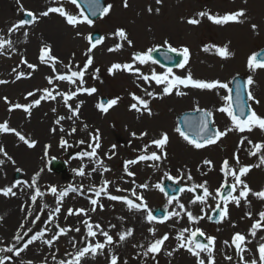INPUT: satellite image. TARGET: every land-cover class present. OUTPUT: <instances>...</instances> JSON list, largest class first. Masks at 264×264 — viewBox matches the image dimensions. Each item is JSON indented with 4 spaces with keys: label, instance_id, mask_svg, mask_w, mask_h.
<instances>
[{
    "label": "rangeland",
    "instance_id": "374dc122",
    "mask_svg": "<svg viewBox=\"0 0 264 264\" xmlns=\"http://www.w3.org/2000/svg\"><path fill=\"white\" fill-rule=\"evenodd\" d=\"M106 1L108 5H112L107 16L92 26L81 24L77 28H73L57 13H50L47 17L39 15L49 7H63L69 14L78 15L79 9L69 0H20L19 4L17 0H0V37L13 41V48L11 50L6 48L5 54L0 55V80L7 81L5 84H0V123L7 121L9 127L25 135L27 139L35 141V146L29 148L14 133H0V147L7 153V156L0 153V160L4 161L0 165V189L10 187L20 181V184L13 189L16 192L15 196L0 195V218H2L0 219V248L15 243L13 237L22 222L25 223V228H33L29 237L35 231L47 227L45 239L56 234L55 224H59L61 227H79L81 229L79 233L70 231L67 235H61L54 242L52 248L36 241L19 257L13 256L11 253H0V256H12V259L6 264H28L29 261L31 264H57L61 259H68L67 253L74 251L71 242L73 238L77 241V248L82 246L79 243L83 239L85 231L82 221L90 217V222L99 223L113 236L114 243L111 246V251L119 257V264H124V261H127V264H169L166 263L165 255L169 251L177 249L179 241L176 237L183 229H195L196 227L202 229L206 235L216 238V243H218L217 249L214 250L216 264H238L239 257L235 253V248L229 246L231 237L237 232L245 235L247 241H250L246 245L248 249L250 248L246 252L248 258L246 256L245 258L248 260L258 258L255 248L264 243V239H262L264 228L257 231L255 238L249 235V229L255 221L259 220V213L264 211V201L251 195L248 197V202L245 203L242 200L239 207L229 203L231 217L222 219L220 223L214 225L210 223L208 216L211 215L216 202L209 198L208 204L211 207H204L199 203L192 204L191 199L195 195H203V191L197 189L195 193H189L185 190L180 194L178 200L194 216L206 214L203 220H200L198 224L190 223L186 214L181 212V216L170 218L164 223L154 221L149 224L144 211H129L123 203L109 201L106 198L99 201L104 205L103 210L101 211L97 207V210L92 212L89 202L75 198L73 193L69 192L63 198L61 212L51 224L47 223L48 214L56 207V197L48 191L52 186L56 187L58 191L72 186L82 190L85 188L88 192L83 191V193L92 198L93 193L90 189L94 186L99 187L101 182L106 179L111 181L109 191L112 194L128 196L134 202H138L135 201V197L131 196V189L136 188L137 194L144 197L150 210L162 209L171 212L175 209L181 211L176 207L175 200L169 205V198L164 191L161 192L155 188L157 183L162 186L166 180H169L164 175L165 172L172 177L183 175L179 184L183 185L184 189L193 184L203 183L207 181V178H212V174H216L217 179L212 183L207 181L209 190L215 192L224 179L223 176L221 178L219 169L225 159L236 168L239 166L232 159L234 154H238L240 157L241 165L259 163V154L257 156L249 155L252 145L247 143L248 140H251L253 144L264 143V132L259 128L244 133L230 132L216 144L200 150L189 149L186 146L187 143L186 145L182 144L179 140L181 137L174 130L177 127L176 116L185 111L195 110L197 107L213 113L215 128L224 130L226 127H230V119L216 110L224 105L222 97L227 95L225 90L208 92L181 88V91L187 93L185 96H176L174 90L173 96H169L167 99V96L162 95L163 85H156L154 81L145 83L136 75L125 71L109 74L108 68L114 63H131L134 53L145 51L150 47H160L164 40H168L174 47L186 46L189 48L190 55H192V62L189 66L194 72L195 79L229 82L237 75L247 78L252 76L254 83L249 86V91L259 103L250 101V106L258 115L264 116V69L251 72L247 68L248 58L264 47V0H162L161 4H157L156 0H128L127 8L124 7L123 0ZM21 5L25 10L37 15L38 20L32 27L24 26L9 35V28L25 15L20 11ZM149 7L153 9L152 13L147 11ZM157 8H159V12L155 11ZM241 9L246 12L243 24L230 23L220 26L213 24L206 17L202 18L197 15L202 11L212 15H224ZM191 18L199 19L200 24L188 25L186 21ZM253 24L257 25L255 31L251 27ZM118 28L126 30L133 46L129 47L126 41L121 42L118 37L113 35ZM95 31H99L105 39L102 46L94 49L91 54L93 64L85 74L84 87H95L97 91L92 95L80 93L69 101L80 105L81 110L78 117L71 120L66 118L60 124H56L55 121L59 116L71 115L63 103V98L59 96L55 101L42 100L38 106L31 109L30 115L22 109L8 110L10 104L27 105L32 103L42 95L43 89L53 87L47 81V77L53 75L52 69L46 64H41L39 60L40 50L44 45H48L52 49L51 54L61 61L56 65L57 72H66L64 65L69 62L73 64L75 70V65L83 66L86 61L84 53L88 44L84 36ZM25 32L28 33L27 36L24 35ZM77 32L81 35H77ZM117 43L123 44L119 51L109 52L107 50ZM209 45L219 47L227 45L233 55L223 59L216 54L214 47L205 52L204 47ZM22 60L33 64L35 71L29 69L26 63H21ZM209 65H216L215 67L219 71L218 76H214L208 71L199 73L196 69L209 70ZM137 67L144 74H150L153 70L160 74L165 72L157 63L137 65ZM14 68L16 72H13ZM97 68L99 73H95ZM182 70L183 68L176 69L172 73L181 77ZM20 72L25 73V77L17 80L16 75ZM28 73L31 75L28 76ZM94 73L95 78H93ZM54 84L57 86L56 90L62 92L75 91L76 87L61 81H55ZM145 90L152 91L157 97L162 96V98L148 97ZM29 92H34L35 95L28 97ZM132 94L149 100V106L153 113L151 116L147 113L141 114L130 110V105L134 103L131 99ZM103 97L108 100L118 98L117 105L110 108L107 113H102L96 107ZM5 98L10 103H6ZM83 99H90L91 106L86 107ZM171 101H175L183 107L172 112L166 122V119H163L166 116L164 105ZM53 109L56 111L54 112ZM85 109L88 111L87 115L84 113ZM61 128L64 131H60ZM72 128L76 129L74 133L71 132ZM97 132L100 137L97 158L102 162L103 167L110 169L102 176L100 173L103 167H97V158L79 157L80 153L88 152L90 144H94L93 138L90 137L96 135ZM145 132L147 135L140 138L141 134ZM162 132L168 134L175 147L167 149L166 158L161 161H142L130 165L129 171L133 172L134 176H127L124 172V163L137 159L142 154L144 145L159 138ZM133 133L136 134L135 137L132 135ZM61 138L67 140L69 146L62 147ZM242 138L244 143L239 147ZM80 141L85 143L81 144ZM152 151H157L159 154V150L154 146L148 149L149 153ZM67 154L72 156L69 158ZM53 159L63 160L67 163L66 173L56 174L49 169V164ZM205 159H214L213 165L205 166L203 164ZM81 167L86 170V175L87 171L96 168L95 174L99 175L98 178L95 180L92 177L87 178V176L81 179L76 178L74 172ZM17 168L21 171H16ZM200 170H205L203 176H198ZM37 173H39L37 186L45 195L38 197L36 204L33 205L30 200L33 190L27 187L26 183L30 184L32 177ZM189 174H191L192 180L187 179ZM16 175L19 176L18 179H16ZM243 180L253 191L264 189V166L252 168L246 177H243ZM231 182L232 179L229 177V183ZM141 184H148L149 187L147 189L138 188L137 185ZM116 188L128 191L117 193ZM257 204L260 205L255 206ZM43 205H47V207L42 209ZM202 207H204V212H201ZM22 208L24 211H21ZM69 208L73 210L83 208L88 211V217L83 215L68 216ZM29 209L33 215L25 220ZM37 214L41 217L40 221L33 225L32 220ZM238 214L243 215L242 221L240 220L241 215ZM111 225H115V227H110ZM150 227L155 228V237L149 233ZM129 228L134 230L133 235L125 242H119L118 233L125 232ZM165 234L169 236V239L165 241L155 259L151 254L144 257L142 253L145 249L140 248L139 245L143 244L146 248L150 241ZM142 235L144 236L141 238ZM187 235L185 233V236ZM29 237H25V241ZM97 239L103 242L102 236H98ZM225 241H228V245L225 244ZM171 242H175V247H171ZM133 245H137V247H133ZM181 251L184 259L172 257L177 259L171 264H188L187 260H193L195 263V257L184 249ZM108 253L109 248L106 247L104 254H98L94 258L89 255L82 261V264H108L106 259ZM53 255H55V260ZM201 255L202 258L206 256L204 253ZM225 255L232 256V261L226 260Z\"/></svg>",
    "mask_w": 264,
    "mask_h": 264
},
{
    "label": "snow or ice",
    "instance_id": "6c2138e0",
    "mask_svg": "<svg viewBox=\"0 0 264 264\" xmlns=\"http://www.w3.org/2000/svg\"><path fill=\"white\" fill-rule=\"evenodd\" d=\"M69 2L73 5H75L78 9H80L81 5L79 4L78 0H69ZM87 2V8L88 11L92 16L99 15L100 17L107 16L109 12L112 9V5L108 6H102L100 3V0H86ZM17 3H20V0H17ZM157 4H161L162 0H156ZM124 7H128V0H123ZM20 11L25 14V16L29 17L30 19H21L16 24H14L11 28H9V35H11L13 32H16L18 29L29 25L30 23H35L38 20L37 15H35L31 11H27L23 8V6H20ZM149 13L153 12V9L149 7L147 9ZM156 12H159V8L155 10ZM50 13H57L61 17H63L66 21V23L73 27L77 28L81 24H86L88 26H92L94 21L89 18L88 15H85L84 11H79L78 15L69 14L63 7H49L46 11H42L39 15L42 17H47ZM199 17H206L207 20L211 21L215 25L224 26L227 24H243L245 23V17L246 12L241 9L237 10L228 14L224 15H212L208 12H199L197 14ZM200 20L196 18H191L186 21L188 25H199ZM252 30L255 31L257 28V25L253 24L251 25ZM25 36L28 35L27 32L24 33ZM77 35H81V33L77 32ZM115 37H118L121 42L126 41L128 46H133L132 40L128 38V34L126 30L122 28H118L113 33ZM84 39L87 41L88 47L84 55L86 56V61L84 62L83 66L81 65H75V70L73 67V64L69 62L68 64L64 65L66 72L60 73L57 72L56 65L58 63H61V61L53 56L52 49L48 45H44L43 48L40 50L39 60L41 64L48 65L53 72L52 76L47 77V81L49 85H53L52 88H45L42 91V95L34 100L32 103H29L27 105L23 104H10L9 111H12L13 109H22L25 113L31 114V109L33 107L38 106L42 100H52L55 101L57 99V96L63 98V103L65 107L68 109V111L71 113V115L65 117V116H59L57 120L55 121L56 124H60V122L64 119H73L74 117H78L80 105H76L75 108L69 103L70 100L74 99L78 94L80 93H87L88 95H92L96 93L97 89L95 87H88L85 88V74L88 72V69L93 64V56L91 55L94 51V49L97 48V46L101 45L104 42L105 37L101 36L98 38H94L92 34H88L87 36H84ZM122 43H117L114 47H109L107 50L109 52L119 51L122 48ZM165 49L163 54V59L169 64H175L176 66L180 68H184L185 65L188 63L190 59V50L188 47H174L168 40H164L163 44L160 46ZM215 48V52L217 55H219L223 59L230 58L233 54L229 51L228 46L224 45L222 47L215 46V45H209L204 47V51L207 52L210 50V48ZM11 50L13 48V41L11 39H4L3 37H0V55L5 54V49ZM159 47H150L145 51L136 52L131 57V63H114L111 65V67L108 68L109 74H114L118 71H125L130 74L136 75L138 79H142L145 83L155 82L156 85H163L162 88V95L168 96L173 94V91L175 90L176 96H185L187 93L181 91L182 88H192V89H198L200 91H208L212 92L215 90L223 89L227 92V95L223 96L222 99L224 101V105L218 107L216 110L220 113L225 114L231 121V126L226 127L224 130H219L214 127H211L210 124H213L214 122L211 120L213 113L211 111L202 110L199 107L195 109L197 113H201L198 118H191V117H185L183 121V127L177 126L174 130L175 132L192 148L196 150H200L205 148L209 145L216 144L221 138L228 135L230 132H251L255 128H259L262 132H264V116L258 115L254 110H251L250 106L248 105L247 101H255V103H259L258 100L253 96L251 91H248V87L251 86L254 83L253 77L248 76L246 82L241 83L239 81L235 82V106L233 102V88L230 87V84L233 83V81L229 82H221L220 80H201V79H194L191 73H188L185 77H180L173 75L172 68H168L164 73L160 74L156 71H152L150 74H144L141 72L140 68L137 67V65H146L148 63L156 64L158 61L157 59L153 58V53H158ZM172 54H175V56L182 57V60H176L174 59V56ZM21 63H26L27 67L29 69H32L35 71V66L33 64L27 63L26 60H22ZM247 68L251 72H255L258 69H264V53H253L247 60ZM13 72H16V69H13ZM95 73H99V69L97 68L95 70ZM95 73L93 74V78H95ZM28 76L31 75V73L27 74ZM22 77H25V73L20 72L17 73L16 79L19 80ZM55 81H61L66 82L69 85H74L75 91H57L56 85L54 84ZM79 82V83H77ZM7 81L0 80V84H5ZM55 92V94H53ZM246 92V99L244 98L243 93ZM145 93L148 97H152L153 99L156 98H162L157 97V95L152 92L145 90ZM34 92H29L27 94L28 97L34 96ZM131 99L134 101L130 105V110H133L137 113H147L149 116H151L153 113L151 111V108L149 106V100L143 99L135 94H132ZM6 103H10L7 101V98H5ZM118 98L116 99H110L106 102L101 101L96 105V107L102 112L107 113L110 108L117 105ZM55 112L56 110L53 109ZM86 127V126H85ZM54 131V129H53ZM60 131H64L63 128L60 129ZM76 131L75 128L71 129V132L74 133ZM0 133H14L20 141H22L27 147L33 148L35 146V141H31L25 137V135L21 134L20 132L16 131V129L9 127L7 121L0 123ZM71 134V133H69ZM134 137L136 136L135 133L132 134ZM147 133H142L140 138H143V136H146ZM99 133L97 132L96 135L93 137L94 144H90L89 147H91L90 152H82L80 153L81 158L88 157L90 159L97 158V149L100 147L99 143ZM169 142V136L166 132H162L159 136V138L151 140L150 143H146L144 145V148L142 150V154L138 156L135 160H128L124 163V172L127 176H134V173L129 171V166L136 164L138 162L142 161H153L158 162L162 159L166 158V152L164 151L165 147L167 146ZM79 143L83 144L84 141H80ZM244 143V139L242 138L240 141V144ZM247 143L249 145H252V150L249 152V155L251 156H257L259 154V163L254 165H241L239 157H235L236 165L239 167H232L230 166V163L227 159H225L220 167V172L223 174V182L220 184V186L215 190V192H212L209 190L207 181L200 183V184H193L192 186L188 187L187 189L181 188L180 191L184 192L187 190L189 193H195L197 189H201L203 191V195H195L191 199L192 204L199 203L200 205H203L204 207H211V205L208 204L209 198L214 200L215 207L212 209L213 213H218L219 216L222 219H227L229 216L228 212V205L229 203L235 204V206L239 207L241 205V201L243 200L245 203L248 202V197L254 196L257 199L264 201V189H261L260 191H253L248 183H246L242 177L246 176L252 168H259L261 166H264V143H256L253 144L251 140H248ZM60 144L62 147L69 146L68 141L61 138ZM154 146L157 150H159V154L157 151H152L151 153L148 152V149L150 147ZM115 147V146H113ZM0 153H3L5 156H7V153L4 151L2 147H0ZM47 154V153H46ZM9 159H11L9 157ZM4 163L3 160H0V165ZM13 163H15L13 161ZM97 167H103L102 162L96 159ZM204 165H207L211 167L212 161L205 159L203 161ZM155 166V165H154ZM97 169L93 168L92 171L95 172ZM16 171H21L19 168L16 169ZM110 169L107 167H103L102 172L100 175L102 176L104 172H108ZM78 175L84 176L85 171L84 168L81 167L77 171ZM164 175L167 177V179L172 180L174 183H179V180L183 178V175L181 177H172L167 172L164 173ZM39 176V173H37L35 176L32 177V181L30 184L26 183V186L31 188L33 190V194L30 196L31 203L33 205L36 204L38 197H43L45 193L41 192L40 188L37 186V178ZM229 177H231L232 182L229 183ZM188 180H192L191 174L187 177ZM111 181L109 180H103L101 182V185L99 187H92L90 191L93 193L94 198H89V203L91 204L92 208L91 211L95 212L97 210V207L102 211L104 208V205L102 203H99V200L101 196L106 197L109 201H115V202H121L124 205L127 206L129 211H144L146 215V220L149 224H152L154 221L157 220V217L153 215V211L148 208V205L142 195H138L136 188L131 189V196L135 197L134 202L133 199L129 198L128 196L123 195H116L112 194L109 191V185ZM20 184V181H17L10 187H5L3 189H0V195H3L5 197L8 196H15L16 192L13 190ZM138 188L147 189L149 187L148 184H141L137 185ZM155 188L159 189L161 192L164 191L161 184L157 183L155 185ZM48 191L56 197V207L52 212H50L47 216V223L51 224L53 220L58 216V214L61 212V205L63 198L66 197L69 192L83 194L82 189H77L74 187H69L67 189L58 191L56 187L52 186L48 189ZM117 193H120L122 191H128V190H122L120 188H116L115 190ZM238 192V194H236ZM176 202V207L180 209L181 211H176L173 209L171 212H165V215L160 219L159 222H164L170 218L173 217H179L181 216V212L186 214L187 219L190 223L198 224L200 220H203L205 218V215H199L194 216L191 211H187L185 208V205L181 203L176 197H170L168 199V204L171 205L173 201ZM223 205V206H222ZM44 207H47V205H43L42 209ZM204 207L201 208V212H204ZM41 209V211H42ZM21 211H24L22 208ZM33 215L32 211L29 209L27 211V214L25 216V220H27L29 217ZM68 216H85L88 217V211L83 208H78L73 210L72 208H69L67 210ZM250 215V214H246ZM40 215H35V218L32 220V224L35 225L37 221H40ZM209 219H212L211 216H208ZM2 219V218H0ZM219 222V221H218ZM82 224L84 226V234L83 239L79 241V243L82 245L81 247L77 248V241L75 239H72V246L74 248L73 252L67 253L68 259H61L57 262V264H82V261L88 257L89 255L91 257H96L98 254H104V250L106 247L109 248V253L106 259L108 260V264H119V257L114 254L111 251V246L114 243L113 236L109 234V231L104 230V228L101 227L99 223H92L90 222V217L84 219L82 221ZM54 227L57 229L56 234H54L52 237L45 239L46 232L48 231L47 227L35 231L34 234H32L29 237V233L33 232L32 227L25 228V223H21L19 225V229L15 233L13 240L15 243H13L11 246L8 247H2L0 248V253H11L13 256L19 257L21 253H23L25 250L29 248L30 245H32L36 241H40L43 244L47 245L49 248H52L54 242L59 239L61 235H67L70 231H75L79 233L81 229L79 227L76 228H70V227H61L59 224H55ZM110 227H115V225H111ZM264 228V211H261L259 213V220L255 221L251 228L249 229V235H251L253 238L256 237L257 231ZM149 233L155 237L156 236V230L155 228L150 227L148 229ZM134 230L132 228L127 229L125 232L118 233L119 242L123 243L125 242L129 237L133 235ZM185 233L188 235L185 236ZM98 236L103 237V242H101L99 239H97ZM25 237H29L25 241ZM197 237H202L204 240H206V243H201ZM169 239V236L167 234L163 235L160 238H156L152 241H150L145 248L143 244L139 245L140 248H144V252L142 255L144 257H148L149 254L152 255V258L155 259L156 254H158L161 251L162 246L164 245L165 241ZM176 239L179 241L177 249H174L173 251H178L179 249H184L188 253H190L193 257H195V264H216L215 262V255H214V249H215V240L216 238L213 236H208L204 233L202 229L199 227H196L195 229H189L185 228L183 229L179 235L176 237ZM264 239V237H262ZM247 243H250V241H247L245 235L237 232L231 237V245L235 248V253L239 257L238 264H264V243L259 244L258 248L256 249V252L258 253V258H253L251 260H248L245 258V253L249 251L247 248ZM225 244L228 245V241H225ZM133 247H137V245H133ZM202 253L206 254L204 258H202ZM138 255H140L138 253ZM168 256H172L173 252L169 251L167 253ZM255 256V254H254ZM12 259V256L2 255L0 256V264H6L7 261H10ZM53 259L55 260V255H53ZM225 259L228 261H232L233 257L230 255H225ZM28 264H31V261L28 262ZM124 264H127V261H124Z\"/></svg>",
    "mask_w": 264,
    "mask_h": 264
},
{
    "label": "bare ground",
    "instance_id": "6f19581e",
    "mask_svg": "<svg viewBox=\"0 0 264 264\" xmlns=\"http://www.w3.org/2000/svg\"><path fill=\"white\" fill-rule=\"evenodd\" d=\"M83 102H84V105L86 106V107H89V106H91V103L92 102H90V99H83L82 100ZM72 106H74L75 104L74 103H72L71 104ZM180 107H182V105L181 104H179V103H176L175 101L174 102H170V103H168V104H165L164 105V108H165V111H166V114H167V116H169L173 111H175L176 109H178V108H180ZM87 109H85V111H84V113L87 115ZM205 171V170H204ZM215 179H217V175L216 174H212V178H207V181L208 182H210V183H212ZM260 204H257V205H255V206H259ZM238 215H241V214H238ZM231 215H230V213H229V216L228 217H230ZM242 217H243V215H241V217H240V220L242 221ZM247 224H249L248 222H246ZM144 235H142L141 236V238L143 237ZM171 247H175V242H171ZM217 245H218V243H217ZM256 249H257V247L255 248V251H256ZM173 252V255L172 256H168L167 254L165 255V257H166V263H169V264H171L172 263V261H174L175 259H177V258H183L184 259V255H183V253H182V251H181V249H179L178 251H172ZM172 257H177V258H172ZM188 262V264H195L194 263V261L193 260H187Z\"/></svg>",
    "mask_w": 264,
    "mask_h": 264
}]
</instances>
